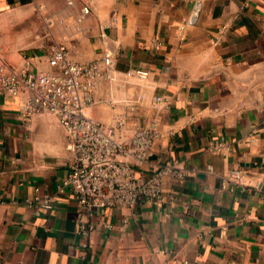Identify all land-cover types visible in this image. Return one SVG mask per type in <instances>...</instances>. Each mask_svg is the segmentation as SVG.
I'll list each match as a JSON object with an SVG mask.
<instances>
[{"label":"crops","instance_id":"0c3cea01","mask_svg":"<svg viewBox=\"0 0 264 264\" xmlns=\"http://www.w3.org/2000/svg\"><path fill=\"white\" fill-rule=\"evenodd\" d=\"M55 43L80 62L113 52L86 114L124 116L123 139L155 122L151 160L189 174L162 205L90 216L59 192L74 155L58 118L0 94V264H264V0H0V65L53 71ZM36 193L62 201L37 213Z\"/></svg>","mask_w":264,"mask_h":264},{"label":"built area","instance_id":"2783aa9c","mask_svg":"<svg viewBox=\"0 0 264 264\" xmlns=\"http://www.w3.org/2000/svg\"><path fill=\"white\" fill-rule=\"evenodd\" d=\"M85 6L84 13L89 12ZM161 47L158 38L152 40ZM113 53L107 51L91 61L73 60L64 43H55L49 55L53 71H34L29 65L20 68L0 65V94L29 93L24 103L27 113L47 111L55 115L66 133L68 149L73 152L68 175L59 192H71L80 209L92 216L97 210L109 207H137L144 203L163 204L166 179L184 180L189 171L179 161L156 162L151 160V150L161 136L153 122L146 127H135L128 139L121 138L125 117L113 124H103L86 114V108L95 102L94 91L101 81L115 80ZM139 77L147 70L137 69ZM166 100L159 95L157 101ZM226 143L212 146V150L227 149ZM145 166L151 171L146 173ZM236 184H244L242 171H233L229 177ZM62 199L59 195L36 193L32 203L37 213L50 209ZM91 226L80 222L83 246L90 242Z\"/></svg>","mask_w":264,"mask_h":264},{"label":"rangeland","instance_id":"374dc122","mask_svg":"<svg viewBox=\"0 0 264 264\" xmlns=\"http://www.w3.org/2000/svg\"><path fill=\"white\" fill-rule=\"evenodd\" d=\"M47 22V21H46ZM48 24V23H47Z\"/></svg>","mask_w":264,"mask_h":264},{"label":"water","instance_id":"95a60500","mask_svg":"<svg viewBox=\"0 0 264 264\" xmlns=\"http://www.w3.org/2000/svg\"><path fill=\"white\" fill-rule=\"evenodd\" d=\"M113 53V52H112Z\"/></svg>","mask_w":264,"mask_h":264}]
</instances>
